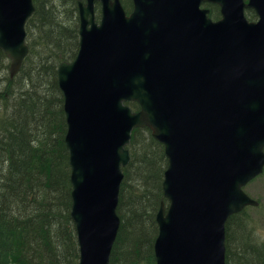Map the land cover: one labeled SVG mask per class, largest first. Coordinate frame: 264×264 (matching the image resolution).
<instances>
[{
    "label": "water",
    "instance_id": "water-1",
    "mask_svg": "<svg viewBox=\"0 0 264 264\" xmlns=\"http://www.w3.org/2000/svg\"><path fill=\"white\" fill-rule=\"evenodd\" d=\"M77 1L80 50L58 79L79 264H110L127 147L140 128L168 160L156 264H226L229 218L259 206L243 188L264 171V0H133L130 15L121 0ZM35 10L33 0H0L11 78L29 55Z\"/></svg>",
    "mask_w": 264,
    "mask_h": 264
},
{
    "label": "trees",
    "instance_id": "trees-1",
    "mask_svg": "<svg viewBox=\"0 0 264 264\" xmlns=\"http://www.w3.org/2000/svg\"><path fill=\"white\" fill-rule=\"evenodd\" d=\"M33 1L36 11L26 26L30 53L14 79L0 49V100L7 105L0 125V264H79L58 79L59 66L80 50L78 2ZM121 2L127 13L133 11V0ZM205 7L214 21L221 18L218 6ZM97 13L99 20V6ZM127 104L134 112L141 110L136 102ZM128 149L131 161L123 169L117 209L121 225L110 264H156L157 215L169 204L163 191L168 160L148 128L133 131ZM236 220L232 216L226 225L227 264H264V246L257 244H237V259L231 258L232 239H248L243 227H233Z\"/></svg>",
    "mask_w": 264,
    "mask_h": 264
},
{
    "label": "rangeland",
    "instance_id": "rangeland-1",
    "mask_svg": "<svg viewBox=\"0 0 264 264\" xmlns=\"http://www.w3.org/2000/svg\"><path fill=\"white\" fill-rule=\"evenodd\" d=\"M6 106V102L4 100H0V125H2L4 121ZM246 193L253 199L259 201L261 205L258 208H246V211L235 221V225L233 227L236 228L237 231L240 226L246 227V234L248 237V239L240 241L238 237H234L235 235L233 234L234 239H232L231 247L232 251L235 253H237L236 245L239 243L248 247H251L252 244L264 246V174L249 184L246 188ZM235 258L237 259V254Z\"/></svg>",
    "mask_w": 264,
    "mask_h": 264
},
{
    "label": "bare ground",
    "instance_id": "bare-ground-1",
    "mask_svg": "<svg viewBox=\"0 0 264 264\" xmlns=\"http://www.w3.org/2000/svg\"><path fill=\"white\" fill-rule=\"evenodd\" d=\"M210 5H213V4H210ZM217 6V5H216ZM219 7V6H218ZM220 8V7H219ZM247 11H250V9L249 10H247ZM221 13V12H220ZM246 16H247V12H246ZM221 19V18H220ZM253 181V180H252ZM251 181V182H252ZM250 182V183H251ZM249 183V184H250ZM249 184L248 185H246L244 188H243V191L246 193V188L249 186ZM246 211V208L245 209H243L241 212H239V213H237V214H235V215H233V216H236L237 215V219L240 217V215H242L244 212ZM240 227H243V226H240ZM245 230H246V227H243ZM240 229V228H239ZM236 254L237 253H235L234 251H231V258L233 259L235 256H236ZM226 257H227V252H226Z\"/></svg>",
    "mask_w": 264,
    "mask_h": 264
},
{
    "label": "flooded vegetation",
    "instance_id": "flooded-vegetation-1",
    "mask_svg": "<svg viewBox=\"0 0 264 264\" xmlns=\"http://www.w3.org/2000/svg\"><path fill=\"white\" fill-rule=\"evenodd\" d=\"M249 21L251 23H257L259 21V15L253 9H250V18H249Z\"/></svg>",
    "mask_w": 264,
    "mask_h": 264
}]
</instances>
